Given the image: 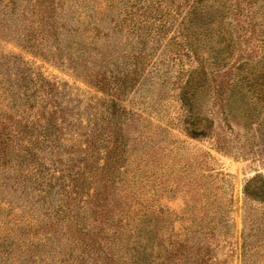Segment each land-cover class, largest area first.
<instances>
[{
    "label": "rangeland",
    "instance_id": "rangeland-1",
    "mask_svg": "<svg viewBox=\"0 0 264 264\" xmlns=\"http://www.w3.org/2000/svg\"><path fill=\"white\" fill-rule=\"evenodd\" d=\"M7 1L0 2V119L6 130L16 119L37 117L40 85L48 81L54 92L43 100L52 98L62 111L56 121L63 131L55 151L40 154L39 168L54 180L60 167L84 168L89 131L110 116L116 97L125 113L111 124L121 127L125 161L117 163L119 172L99 171L113 179L104 193L113 215L100 224L89 211L99 212L104 198L100 206L78 201L79 218L56 221L65 201L61 183L24 186L27 168L17 174L13 156L0 172V242L8 238L16 246L3 257L17 264H96L92 257L106 253L89 234H109L110 240L97 236L108 251L112 242L138 243L135 229L149 232L153 243H183L190 264L197 263L199 247L209 264H264V201L245 192L251 181H264V118L259 126L254 108L264 103V0H12L14 9L2 12ZM44 21L57 27L56 40L42 38ZM196 70L203 72L196 80L209 86L199 108L213 126L207 136L193 138L185 130L181 91ZM98 73L109 89L96 84ZM229 82L239 84L230 119L218 92ZM108 139L106 131L96 139L93 166L104 164L98 155H105Z\"/></svg>",
    "mask_w": 264,
    "mask_h": 264
},
{
    "label": "trees",
    "instance_id": "trees-1",
    "mask_svg": "<svg viewBox=\"0 0 264 264\" xmlns=\"http://www.w3.org/2000/svg\"><path fill=\"white\" fill-rule=\"evenodd\" d=\"M13 5V1L8 0L2 5V12L13 10ZM44 25V33L41 31V33H43L42 38L47 42L56 40L58 38L57 27H54L53 23L49 21H44ZM93 29L100 31L99 25L96 24H94ZM200 73L203 74L201 70L193 71L191 78L181 91L182 102L186 110L185 130L187 134L193 138L207 136L210 133V127L213 126V121H211V119L203 113V110L199 108L202 104L201 91L209 89V86L205 85V81L199 82L201 78L196 80V74L199 75ZM95 82L102 90H106V88L109 89L110 85L107 83L105 74L102 75L98 73L95 75ZM227 84V86L220 85L218 92L221 95L224 94L223 107L226 116L230 119V114H232V97L238 91L237 89L239 84H234V82H229ZM40 87H42L43 92L39 101L40 103L35 105V108H39L38 111H36L37 117L34 119L31 118V121L29 122L16 119L14 128L10 129V131L6 130L7 127L5 122L1 121L0 119V172L8 170L13 164H11V158L16 156L14 163H17V165H15L19 167V169L15 168V171H17L16 173H21V170L23 169L22 166L24 164L27 168L24 175V186L26 185L27 187L28 182H31L35 190H39V187L44 185H47L49 188L53 189L55 186L54 183L58 184L60 182V185L63 187L62 190H60V193L62 197H65V201L64 204L56 210V221L63 220L68 215H71L73 218H79L80 212L74 210L75 204L78 201H83L93 206H100L99 202L102 198H104L103 201L106 200V204H102L101 202L102 209L99 212L89 211V213H97L96 216L98 218H102L99 223L107 224L109 221V216L113 215V213L111 214L113 209L109 208V204L107 202L108 195L104 196V193L108 188V183H110L111 180L113 182V179H111V177L108 175L105 176V174H100L99 171H108V169H112L114 171L116 169V171L119 172L120 169L118 168L117 163L120 161V163L123 164L125 161L123 154V151H125V148L123 147L124 141L119 135V130L121 127H118V123H116L115 126H112L111 124L112 118H117L118 112L125 113V109L121 106H118L116 97L112 98V108L108 110L110 116H103L104 113H102L103 118L100 120H102L103 123L100 124L99 121H96L93 128L90 129V133L85 140L87 147L84 149L85 156L82 157V160H84V168L82 169L81 167H78L77 171L74 172L75 166H67V170L60 167L61 169L59 170V175L57 176L52 174L50 176L51 178L57 177L54 180H48L47 177H44L42 169L39 168L40 165H43V163H41L42 157H40V154L47 148H53V152L55 151L54 149L57 146L61 132L63 131V127L57 124L56 119L59 113L62 111L59 110L58 105H54L52 98L43 100L46 95L47 97L45 98H48V96L52 95L54 92L53 86L48 81L43 80ZM32 96L34 97V94ZM27 98H29V96ZM254 108H258L256 122H258L257 124L260 126L262 119L264 118V103L258 102L254 105ZM249 116H252L250 118H253V115ZM64 120H66V118H64ZM104 122H106L108 125L105 129L103 126ZM100 130H102V133H100ZM104 131H106V135L109 138L106 143L107 145L103 147V150H106V153L102 156L98 155V158L103 160L104 164L100 166L98 165V167L93 166L92 158H94L95 153L98 150L96 139L100 138ZM30 137L32 139L31 143L25 144V140ZM11 147L18 148L19 154L15 155L14 152L11 151ZM72 150L74 153H76L74 149ZM56 162V160L53 161L55 166L57 165ZM85 167H89L88 175H86V172H84ZM255 183L256 181H251L245 188V192L252 199L264 201V181H260V185L258 186H256ZM252 185L255 186L252 188ZM89 189L94 191L93 194L89 192ZM84 194L87 195L88 199H84ZM105 208H107L106 211ZM116 208L117 207H115L114 210ZM91 210L93 209L91 208ZM142 218H144V216H142ZM115 221H117V219L113 220V222ZM51 228L53 227H49V230H46V232L51 231ZM133 233L136 236V240L138 239V243H129L124 245L121 243L112 242L107 247L108 251L104 249L103 244L98 240L97 236L100 237L101 240H110L111 237L109 234L107 235L105 233L104 235H101V231L96 233L95 236H91L89 234V239L94 243V245H98V248H96L97 251H101L102 254L106 253L105 257L98 256L93 258L91 256L92 252H89V257H92L93 262L96 264L97 262L98 264H110L109 260H111V257L109 255H116V261L120 264H180V262H183V264L186 262L187 264H190L191 261L190 259L188 261V256H185L183 259V256L185 255V253L182 251L184 248L183 243H178L177 245L170 243V246L164 244L160 245L159 243H153L152 235H150L149 232L145 233L146 235H140V233H136L134 229ZM142 238L144 239L145 243L139 242V240ZM6 241H8V238L3 242H0V264H11L8 263L9 261H13L12 264H17L19 259L14 260V258L12 259V257L9 256L7 258L3 257V254L5 253L12 254L14 252V246H16L14 243H9ZM205 255L206 253L201 247L196 248V264H209L206 262ZM114 261L115 260L112 262L111 260L112 264ZM34 264L38 263L34 261Z\"/></svg>",
    "mask_w": 264,
    "mask_h": 264
}]
</instances>
